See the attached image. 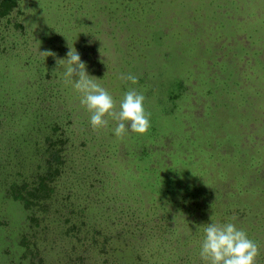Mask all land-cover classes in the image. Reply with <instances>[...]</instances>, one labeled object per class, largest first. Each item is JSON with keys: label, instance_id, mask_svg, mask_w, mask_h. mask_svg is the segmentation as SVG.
<instances>
[{"label": "trees", "instance_id": "trees-1", "mask_svg": "<svg viewBox=\"0 0 264 264\" xmlns=\"http://www.w3.org/2000/svg\"><path fill=\"white\" fill-rule=\"evenodd\" d=\"M217 1L222 11L243 4ZM245 1L264 13V0ZM22 2L0 0V191L9 219L19 220L9 230L10 256L23 247L24 257L54 252L57 264H203L212 217L245 230L264 264V91L245 90L229 64L189 72L182 58L187 46L199 47L214 63L215 42L229 43L213 1L32 0L47 23L41 51L56 54L47 58L40 51L36 58L35 31L22 16L12 21ZM68 41L117 110L130 88L143 93L151 113L145 134L129 129L118 139L110 117L106 129H92L80 94L56 70ZM9 42L17 52L7 53ZM244 57V76L257 80L253 52ZM112 161L134 173L125 190Z\"/></svg>", "mask_w": 264, "mask_h": 264}, {"label": "rangeland", "instance_id": "rangeland-1", "mask_svg": "<svg viewBox=\"0 0 264 264\" xmlns=\"http://www.w3.org/2000/svg\"><path fill=\"white\" fill-rule=\"evenodd\" d=\"M212 1L214 4L212 11L213 17L215 18L214 20L216 22L223 20L227 23L228 33L230 34L228 38V42L230 43L231 41H233V44L229 47V43H227V45L221 48L219 41L215 42V45L217 43L219 44H217L216 46L214 45V51L216 54L211 55L214 57V63L212 61L207 63V59H208L207 50H202V48L199 47L194 48L192 46L191 47L187 46L182 54V58L184 59V63H185V69L189 72H193L195 67L199 65L201 66L202 73H207L206 70H208V66H210L211 68L210 71H212L215 69L213 68V66L215 67V65H217L218 69L220 68L224 69L229 64V67H231V69H229L228 73H232L234 81L240 80L242 83V87L245 90L251 91L254 89H260L262 87L264 91V24H263L264 21H262V19L264 18V13L258 8L255 9L253 6L249 7L248 6L249 3H246L245 0H242L243 3L242 6L236 9L235 7H232L230 3H226L225 6L227 7L223 9V11L222 9L218 8L217 0H212ZM219 1H223V0H219ZM20 6L22 7V10L17 12L15 15L11 17L12 21L22 16L23 22L27 26H29L30 29H32V32L35 31V34L31 35L30 45H32V49L35 51V53L36 52L38 53L36 57L38 58L40 57L39 51L41 52V47L44 46L45 41H47L46 39H48L47 37L44 38L45 30L47 28V23L43 21L42 16L41 19L39 16H36L37 12L34 11V9L36 8V4H33L32 0H23ZM16 11H18V9ZM238 19H241L243 24L238 22L237 21ZM9 21L10 20H8V24ZM14 22L16 21L14 20ZM211 22L209 18V20L206 19L203 20L202 24L204 26H208L209 23L211 24ZM3 26L4 29H7L6 19L3 20ZM216 27L217 26L215 23L213 27L214 30L217 29ZM231 28H235L238 35H235V33L231 30ZM199 33L200 35L202 34L201 30H199ZM241 35L244 36L242 37ZM214 41H216V39L213 36L212 42L214 43ZM11 43L12 42H9L5 46V49H7L8 47L7 53H10L11 51L17 52L18 49L11 50V48L13 47L12 45L13 43L12 44ZM4 44L5 41L1 39L0 36V50H2V46ZM228 48H229V52L227 53ZM175 50L176 49H174V51ZM251 51L253 52V55L257 60L256 67L259 68L260 70V76H255L258 77L257 80L253 78L249 79V77L251 76L249 74L244 76V70L250 63V60L248 59L249 57H244L247 60L244 61L242 59V56L249 55ZM0 54H1L0 62L3 65L4 60L2 58V53ZM52 59L55 58L52 57ZM50 60L51 59H49V61ZM256 60L254 59L253 61ZM218 69L216 68L215 71H218ZM3 70L5 72L7 71V69H3ZM240 70L242 72H240ZM83 148H86V145L81 143V148L78 149V152L75 156L76 160H79L81 158L80 156L83 153L82 152ZM81 160L84 161V159ZM112 167L115 176L118 178L119 187L122 188L121 190H125V188L130 183H133L134 173H132L131 170H129L127 167L123 166L120 163H116L114 161H112ZM92 186L93 184H91V187ZM8 212H9L8 203L5 202L2 191H0V264H12L11 257L13 256L14 257L16 256L14 264H18L21 259L23 260V264H43V263L57 264L56 262L57 257L54 254V252H48L43 256L36 254L35 256L32 257L31 255L24 257L25 255L24 248L21 247V249H19L18 252L15 250L14 254L17 252L15 255L10 256L9 249H10V239L12 236L9 230L12 225L18 224L19 220L15 218L9 219L10 217L8 216ZM22 215H23L22 219H24L25 213ZM4 221L7 222V224ZM63 264H70L69 259H67V261H65Z\"/></svg>", "mask_w": 264, "mask_h": 264}, {"label": "clouds", "instance_id": "clouds-1", "mask_svg": "<svg viewBox=\"0 0 264 264\" xmlns=\"http://www.w3.org/2000/svg\"><path fill=\"white\" fill-rule=\"evenodd\" d=\"M41 53L46 58L56 56L51 51ZM56 62V70H63V82L71 84L80 94V103L90 113V125L94 131L106 129L109 117L116 121L113 131L118 139H123L129 129L138 134H145L149 130L151 113L145 109L143 93L130 88L124 93L117 110L113 96L97 82V77L88 73L86 63L70 42L66 58H57ZM120 79L138 83V77L132 74H121ZM211 221L203 227L204 238L199 252L203 264H257L260 246L245 230L231 222L219 223L212 217Z\"/></svg>", "mask_w": 264, "mask_h": 264}]
</instances>
